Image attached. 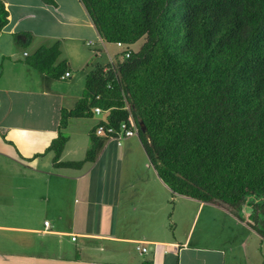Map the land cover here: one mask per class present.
<instances>
[{"label":"crops","instance_id":"obj_1","mask_svg":"<svg viewBox=\"0 0 264 264\" xmlns=\"http://www.w3.org/2000/svg\"><path fill=\"white\" fill-rule=\"evenodd\" d=\"M2 1L9 15L0 31V264H264V237L248 225L250 206L238 211L240 219L219 204L173 193L137 135L105 141L80 167L53 164V152L44 150L57 136L60 108L73 107L96 67L87 69L90 55L81 46L100 42L108 58L96 64L114 54L79 0ZM17 31L32 33L28 47L13 41ZM56 42L55 63L66 62V78L85 68L78 83L62 86L66 78L25 62ZM101 116L69 119L59 161L84 158ZM78 120L81 129L72 127Z\"/></svg>","mask_w":264,"mask_h":264},{"label":"trees","instance_id":"obj_2","mask_svg":"<svg viewBox=\"0 0 264 264\" xmlns=\"http://www.w3.org/2000/svg\"><path fill=\"white\" fill-rule=\"evenodd\" d=\"M79 1L100 38L124 43L130 54L121 51L120 60L86 74L73 107L60 108L57 136L44 153L53 152L55 166L93 161L108 140L95 134L97 124L82 160L59 158L69 119L93 117L98 106L99 124L136 127L149 162L173 193L238 217L248 197L259 199L248 203V225L264 237V0ZM8 15L0 0V31ZM11 35L22 47L33 38L30 31ZM59 54V42L42 45L25 62L60 79L67 65L55 63Z\"/></svg>","mask_w":264,"mask_h":264},{"label":"rangeland","instance_id":"obj_3","mask_svg":"<svg viewBox=\"0 0 264 264\" xmlns=\"http://www.w3.org/2000/svg\"><path fill=\"white\" fill-rule=\"evenodd\" d=\"M6 32H4V33H2V34H5ZM8 36V35H7ZM3 36L1 35L0 36V46H4V42H3ZM11 39L8 37V40H7V43L8 42H10L11 43V41H10ZM144 41V38H141L140 40H138L136 43H134L132 46H131V49L132 50H137L139 47H140V45L142 44V42ZM99 41H93L92 40V43L91 44H88V45H90V46H87V45H80L81 46V49H83V50H85V52L88 54V55H90L89 57L90 58H88L89 60L87 61V64H89L88 65V67H87V69H89V67L90 68H92V67H94L95 65H97L96 64V61H97V63H99V62H101V61H106L105 59H107L108 57H107V53L105 52V50H103L102 48H96V47H98L99 46ZM12 44V43H11ZM107 49L109 50V52L111 53H113L114 55V60H120L121 58H120V49H123L121 46H117L115 43H110V45H107ZM23 50H24V48H23ZM95 51L97 52V54L95 55ZM21 52V51H20ZM111 55V54H110ZM98 56V57H97ZM103 58V59H98V60H96L95 61V59H97V58ZM90 62H91V64H90ZM72 74H71V78H66V80H63V81H59L58 83L59 84H61L62 86H65V87H67V84H71V83H78V81H79V78H80V81H81V78L83 79V75H84V73H85V68H84V70H83V72H82V70H81V68H79L78 70H74L73 68H72ZM67 83V84H66ZM98 116V115H97ZM95 118V120H97V117H94ZM91 121V120H90ZM89 121V122H90ZM91 123V122H90ZM92 123H94V119L92 120ZM91 123V124H92ZM82 125H83V121H81V120H78L77 122H75V121H73V123H72V127L73 128H82ZM94 125H96V123L94 124ZM66 134V133H65ZM67 135V134H66ZM134 136V135H133ZM259 199H257V198H255V197H248L247 198V203L245 204V206H244V208H246L247 207V205H249L248 203H253V202H255V201H258ZM223 222H225V221H222L221 222V224L223 223ZM214 226V221H212L211 223H210V228H212Z\"/></svg>","mask_w":264,"mask_h":264},{"label":"built area","instance_id":"obj_4","mask_svg":"<svg viewBox=\"0 0 264 264\" xmlns=\"http://www.w3.org/2000/svg\"><path fill=\"white\" fill-rule=\"evenodd\" d=\"M86 43L91 44L92 41H87ZM115 44L118 47L121 46L123 48L121 49V51L124 53L125 57L129 56L130 52L128 50L127 45H125L122 42H116ZM65 73L67 76L69 75L68 72H65ZM93 112L95 113V115H101L103 110L100 107L96 106L93 108ZM129 120H130V123L133 124L131 118H129ZM96 124H97L95 128L96 135L106 136L108 140H115L117 144H121L122 142L121 140H123L124 138L137 135L136 127L134 125L129 126L126 122H122L120 126L118 127V129L114 128L111 125L105 126L103 124H99L98 122ZM45 223L47 224L48 222L45 221ZM142 250L145 251L146 247H142Z\"/></svg>","mask_w":264,"mask_h":264},{"label":"bare ground","instance_id":"obj_5","mask_svg":"<svg viewBox=\"0 0 264 264\" xmlns=\"http://www.w3.org/2000/svg\"><path fill=\"white\" fill-rule=\"evenodd\" d=\"M66 72H68V71H66ZM68 74L70 75L69 72H68ZM69 75H68V76H69ZM61 77H62V78H63V77H67L66 73H64Z\"/></svg>","mask_w":264,"mask_h":264}]
</instances>
